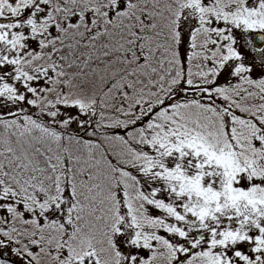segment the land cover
I'll use <instances>...</instances> for the list:
<instances>
[{"label":"snow or ice","instance_id":"1","mask_svg":"<svg viewBox=\"0 0 264 264\" xmlns=\"http://www.w3.org/2000/svg\"><path fill=\"white\" fill-rule=\"evenodd\" d=\"M0 264H264V0H0Z\"/></svg>","mask_w":264,"mask_h":264}]
</instances>
